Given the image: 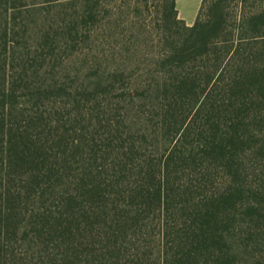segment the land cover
Here are the masks:
<instances>
[{"label": "rangeland", "instance_id": "rangeland-1", "mask_svg": "<svg viewBox=\"0 0 264 264\" xmlns=\"http://www.w3.org/2000/svg\"><path fill=\"white\" fill-rule=\"evenodd\" d=\"M166 2L0 0V264H216L219 89L180 100Z\"/></svg>", "mask_w": 264, "mask_h": 264}, {"label": "trees", "instance_id": "trees-1", "mask_svg": "<svg viewBox=\"0 0 264 264\" xmlns=\"http://www.w3.org/2000/svg\"><path fill=\"white\" fill-rule=\"evenodd\" d=\"M164 23L177 36L168 61L180 100L193 110L211 83L219 89L213 147L202 150L220 171L219 192L206 196V216L216 228V264L264 259V0H202L193 25L166 0ZM186 136V134H185ZM205 176L202 175L200 185ZM162 195L159 192L157 201ZM203 216V215H202ZM192 220V218H190ZM205 240L207 235L203 232ZM172 264H197L189 251Z\"/></svg>", "mask_w": 264, "mask_h": 264}, {"label": "crops", "instance_id": "crops-1", "mask_svg": "<svg viewBox=\"0 0 264 264\" xmlns=\"http://www.w3.org/2000/svg\"><path fill=\"white\" fill-rule=\"evenodd\" d=\"M179 3V0H177V4Z\"/></svg>", "mask_w": 264, "mask_h": 264}]
</instances>
